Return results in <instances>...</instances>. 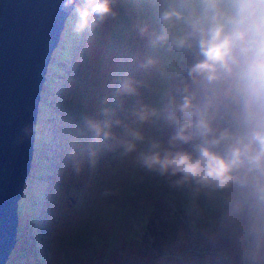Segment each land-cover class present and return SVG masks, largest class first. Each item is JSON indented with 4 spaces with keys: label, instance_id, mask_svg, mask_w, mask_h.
Segmentation results:
<instances>
[{
    "label": "clouds",
    "instance_id": "obj_1",
    "mask_svg": "<svg viewBox=\"0 0 264 264\" xmlns=\"http://www.w3.org/2000/svg\"><path fill=\"white\" fill-rule=\"evenodd\" d=\"M58 3L80 36L116 19L121 0ZM134 27L168 58L167 70L153 55L138 65L158 69L157 100L141 98L144 81L121 76L111 97L81 116L89 139L72 171L79 177L86 165L94 175L107 154L131 158L178 195L193 235L227 247L229 264H264V0H156L152 20ZM47 135L42 122L27 123L17 143Z\"/></svg>",
    "mask_w": 264,
    "mask_h": 264
},
{
    "label": "rangeland",
    "instance_id": "obj_2",
    "mask_svg": "<svg viewBox=\"0 0 264 264\" xmlns=\"http://www.w3.org/2000/svg\"><path fill=\"white\" fill-rule=\"evenodd\" d=\"M155 7L156 0H121L116 19L80 36L71 33L68 19L61 55L70 38L77 46L49 70L38 122L49 135L36 139L18 241L7 264H229L227 247L193 235L178 195L136 169L131 158L107 154L94 175L86 165L79 177L72 171L73 159L85 158L89 139L81 116L111 97L121 76L144 81L141 98L156 102L158 69L145 72L138 65L153 55L167 70L168 58L149 49L134 27L138 19L152 20ZM145 130L166 135L158 126ZM105 190L111 194L103 195Z\"/></svg>",
    "mask_w": 264,
    "mask_h": 264
},
{
    "label": "water",
    "instance_id": "obj_3",
    "mask_svg": "<svg viewBox=\"0 0 264 264\" xmlns=\"http://www.w3.org/2000/svg\"><path fill=\"white\" fill-rule=\"evenodd\" d=\"M68 17L58 0H0V264L19 234L20 201L32 170L36 139L17 143L38 123L49 68Z\"/></svg>",
    "mask_w": 264,
    "mask_h": 264
},
{
    "label": "trees",
    "instance_id": "obj_4",
    "mask_svg": "<svg viewBox=\"0 0 264 264\" xmlns=\"http://www.w3.org/2000/svg\"><path fill=\"white\" fill-rule=\"evenodd\" d=\"M66 36L67 35H69V31H67L66 32V34H65ZM63 37H64V34H63ZM63 37H62V40H63ZM71 37V36H70ZM70 40V42L69 41H67V42H65V45L63 46V48H64V52H65V54L63 55H61V51H60V47L58 48V50H57V56H56V58H54V60H53V62L51 63V66H50V70L52 71V68H53V66L55 65V61H62V62H64L63 60H62V58L64 57L65 59H67L68 58V56H70L71 55V52L73 51V49H74V46H77V43L76 42H74L73 41V37L72 38H70L69 39ZM70 44H69V43ZM62 43V42H61ZM67 50V51H66ZM70 53V54H69ZM47 86V84L45 85V87ZM43 102H44V99H43ZM46 140H47V138H46ZM45 142L43 141V144H42V147H43V149L44 148H46L45 147V144H44ZM152 248V247H151ZM209 249H205L204 251L206 252V251H208Z\"/></svg>",
    "mask_w": 264,
    "mask_h": 264
}]
</instances>
